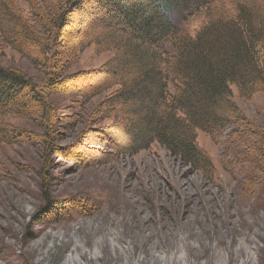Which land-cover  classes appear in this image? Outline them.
<instances>
[{
	"label": "rangeland",
	"instance_id": "obj_1",
	"mask_svg": "<svg viewBox=\"0 0 264 264\" xmlns=\"http://www.w3.org/2000/svg\"><path fill=\"white\" fill-rule=\"evenodd\" d=\"M16 5L29 13L24 0ZM199 22L192 18L186 28ZM62 37L88 38L78 24L65 26ZM112 56L90 45L64 73L97 68ZM0 63L39 85L45 80L44 67L1 42ZM111 90L88 102L52 94L44 121L37 114L7 118L31 138L0 144V264H264V91L245 99L232 86L249 135L226 142L231 127L216 135L197 131L211 163L204 173L159 143L113 154L99 132L112 120L96 111ZM50 206L59 214H48Z\"/></svg>",
	"mask_w": 264,
	"mask_h": 264
},
{
	"label": "trees",
	"instance_id": "obj_2",
	"mask_svg": "<svg viewBox=\"0 0 264 264\" xmlns=\"http://www.w3.org/2000/svg\"><path fill=\"white\" fill-rule=\"evenodd\" d=\"M16 1L0 0V42L44 67L46 77L39 85L0 63V144L27 142L31 133L7 118L37 114L44 121L53 111L52 94L88 102L112 88L96 111L112 120L99 132L115 155L159 143L206 173L211 163L197 145L198 130L216 135L231 127L226 142L252 132L231 93L235 86L249 99L264 91V0H24L28 14ZM192 18L200 22L190 31ZM72 24L84 29L87 41L62 37ZM90 45L113 56L97 68L65 74L74 54ZM238 122L245 125L234 128ZM118 123L121 131L112 134ZM59 209L50 206L48 214Z\"/></svg>",
	"mask_w": 264,
	"mask_h": 264
}]
</instances>
